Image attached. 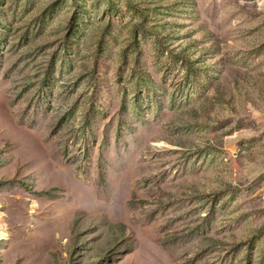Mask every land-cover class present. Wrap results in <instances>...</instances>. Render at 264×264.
<instances>
[{
    "label": "rangeland",
    "instance_id": "374dc122",
    "mask_svg": "<svg viewBox=\"0 0 264 264\" xmlns=\"http://www.w3.org/2000/svg\"><path fill=\"white\" fill-rule=\"evenodd\" d=\"M0 264H264V0H0Z\"/></svg>",
    "mask_w": 264,
    "mask_h": 264
}]
</instances>
